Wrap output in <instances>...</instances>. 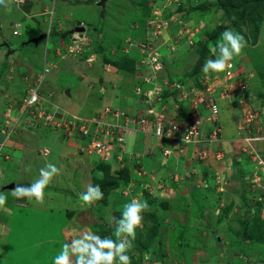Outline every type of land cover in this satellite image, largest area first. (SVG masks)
<instances>
[{"label":"rangeland","instance_id":"obj_1","mask_svg":"<svg viewBox=\"0 0 264 264\" xmlns=\"http://www.w3.org/2000/svg\"><path fill=\"white\" fill-rule=\"evenodd\" d=\"M33 1L34 9L31 15H24V12L16 10L13 6V0H5V3L0 5V20L2 21V26H0V43H2L0 44V72H4L5 74V77L0 78V88L3 87V84H6V87L8 86L10 90L8 105H11V112L9 114L6 112L4 116L2 129L5 130L6 134L12 128L14 129V133L8 139H11L9 141L12 142L10 146L16 147L17 143L15 140L19 138L21 130L19 124L23 125L26 121L27 123L30 122V125L28 124L21 131V138L33 143L28 145H45L46 148L50 149V153L43 155L39 149L36 150L32 146H29V153L24 151L26 155L24 166L26 169L23 172L19 171V173L17 172L18 174H15V170L6 168L4 180H10L9 184L15 182L18 183L17 185H24L25 182H29L31 185L33 182L28 178H32L34 175L39 176V170L49 163L56 165L60 169V174L55 176L51 183L45 187V197L42 205L37 204L35 199L25 204L23 201L26 198L15 199L10 193L12 189L4 190L7 202L10 201L14 205L16 213L21 217L27 218L26 228L29 230L30 237L23 242H20L18 239L15 243L18 245L10 249L12 254L8 258L5 257L4 259V253H0V264H53V258L59 254L62 248V244L55 241L61 237L63 228L68 226V212L70 210H76L73 211L77 212L74 222L76 225L81 226L79 227V231L72 233L70 231V242L72 239L78 238V234L82 230L91 229L95 233V228L102 229L101 224H99L100 218L92 213V210L96 206L94 207V203L85 205L81 200V195L87 191L89 184L93 186L92 176L96 162L99 160L112 162V158L106 160L102 157L103 155H99L93 151L90 152L84 139H80L82 135L80 132H82L81 128H84V126L88 128L89 126L92 134L96 130L100 133L98 128L102 123L104 124L103 120L106 116L110 113L114 115L120 113L121 110L119 108L113 109V107L122 106L121 100H123L125 92L130 94L135 93L137 98L136 100L133 98L131 101L139 103L141 109L144 108V104H141L140 101L146 104L149 103L147 109L152 108L154 113L149 115L148 110H144L143 117L148 119V123L144 124V127L148 130V133L145 132L146 136H144L143 128L136 130L141 138V141L138 139L141 145L138 143L136 149L135 145L137 142H135V139L132 142L128 138L127 133L129 130L124 129L123 131L118 129L117 138L121 135L124 138L123 142H125L124 144L122 142V146L120 145L114 152H116L115 158L121 160L123 163L116 166L111 165L114 170L115 168L129 166L134 174L140 173L141 178H134V181L125 190H121V188L114 189L110 195L108 207L99 208L98 206V212L96 207L95 213L98 214L99 210L101 211V214L104 216L103 221L106 222L105 220H107L108 224H112V232L114 233L116 223L114 220L110 222V218H114L115 209L122 213L123 206L126 203H130L133 199L149 202L150 198H154L158 200L155 202L156 205L153 204L157 211L156 218H158L161 226H163L159 228L158 224L145 220L146 215L149 214V210L145 211L143 213V227L136 229V238L140 236V233L146 237L150 234L151 242L145 243L147 244V250H144V252L132 249L127 254L133 256L140 264H264V246L261 244H251L252 241L250 240L240 242L239 238L242 231L240 221L242 218L248 216V208L242 202L241 194L243 187H246L247 198L249 200L255 201L260 199L262 194H264V102L260 98H248L249 96H246V89L241 84L245 81L253 94L256 92L253 89H259V91L261 89L264 97V75H262L264 73V20L261 22L257 43L247 42L244 54L232 61L237 63V65L239 64L237 70H235V77L229 81H225V72L215 73L210 71L200 79L202 87H199L198 81L196 82V80L190 78L186 81L185 77L192 70L199 58L197 51L198 44L196 46L194 44L197 43V40L202 41L206 39L207 35L204 34L206 30L212 32L218 27L229 26L230 22L224 15V11L216 7L203 13L206 19L204 21H200L201 17L199 18L200 15L196 13L193 15L194 18L190 19L192 21L184 20V17L186 16V11L188 12L192 5L202 4L203 2L209 3L214 0H106L107 7L104 15L102 14L103 16L101 15L102 7L97 3L100 0H56L55 15L59 16V19L65 24V27L62 29L65 36L56 30L58 26L55 22L52 26L53 29H51L52 33L47 37L35 43L24 44L23 42L27 41L29 37L32 38L36 30L38 33L40 31L41 33H47L48 31V24L43 20L44 17L39 15V12L42 9L43 3H50L52 5L53 2L51 0ZM76 1L78 3H75ZM168 14H170L169 20L165 19ZM158 20L167 22V24L170 23L171 27L167 25L166 28L163 27L164 29H161L157 41L158 44H156L157 47L161 45V42H168L169 46L172 39L179 38V40H175V43L170 44L169 49L165 50L163 48L162 50V52L166 51L164 54L165 58L168 59L166 66L156 76L154 66H149V61L153 60L151 57H153L154 49H143L144 45H142L140 58L144 59L143 68L141 66L136 67L137 71L133 74L119 70L120 72L117 75L121 74L120 76L123 81L119 80V82L121 85L124 84L123 90L122 88H118L115 93L118 94V97H115L110 103L109 98H113V81L115 79L114 77H109L108 80V77H103L100 80V76L103 71H106L107 65L105 66L102 63L99 55L96 61H84L88 57H84L86 51L94 46L96 40L99 39L100 44L106 50H109L111 57L115 59L120 57L121 52L128 53L130 57L133 55L137 56V52H132L138 51L136 45L139 46L142 41H147L153 37L152 33H148L149 26L147 22L149 21V24L155 22L156 26L160 24ZM78 21H85V23H80L78 26H84L87 33L85 34V31H83V35H80L81 33L75 35L77 38L75 42L73 35L75 34L74 28ZM17 23L20 26H14ZM180 24H183L182 28L179 27L177 30L172 28V26ZM143 26H145L144 30ZM202 26L204 27L201 28ZM241 28L244 33L251 36V27L248 22L243 24ZM14 29L20 32L19 36L13 33ZM230 29L237 32L233 27H230ZM66 36L69 40H67ZM63 39H66V42L64 46H60ZM5 42L10 44V47L4 46ZM119 44L123 45L118 50L116 47ZM57 46H60L58 51L60 57L63 59H58L57 61L56 59H49L51 61L49 67H43L46 48H48L50 56L54 52L55 57H59L57 55ZM5 48L7 50L3 52ZM186 48L189 49L184 51ZM175 51H179V53L172 58V54ZM143 52L147 54L145 57L143 56ZM105 53L107 52L103 54ZM218 56L219 50H217L215 55L211 53V59L213 60L217 59ZM172 63H175V65H172ZM10 66L13 67L11 68ZM58 67L61 69L50 72L52 68L57 69ZM45 68L49 69L46 74L50 73L47 77L44 76L41 83L42 86L40 87V94L44 100V105L46 104L47 107L50 105L53 108L54 106H60L63 110H70V145L66 144L63 140L65 136L63 125L61 129L52 124H45L39 116H30L28 113L22 114L20 122L14 120L17 118V115H15L17 111L14 109L13 112L12 109L15 107V104H18V109L23 102L28 80L29 82L37 83L41 74L40 72L37 73L38 71L35 72V70L42 69L45 71ZM109 70L108 74L110 73V76H113L112 72H116L114 68H110ZM164 70L165 74L174 77L176 80H185V83L182 84L183 87L177 93H169L172 89H176V86L172 84L173 82L168 84L169 91L166 90L165 87L168 82L166 80L170 77L162 76L161 73ZM59 71L61 72L59 73ZM10 72L11 74L7 76ZM148 77L152 81L145 80ZM104 81H106V85ZM134 86L136 87L134 88ZM68 88H70L69 96L65 92ZM44 92L50 93L46 95ZM144 93L151 94V97H147ZM252 93L250 97L253 95ZM103 96L106 98H103ZM202 96H204L203 102H209L213 98L218 105L219 113L214 119L215 121L211 120L213 121V125L211 126L208 124L210 114H206L210 110L209 105H200L202 107L198 110L201 126L208 124V128H217V130H220L218 132H221L219 134L220 138L215 136V141L208 142L213 148L217 149L212 150L211 146H209L208 150L202 149V145L198 144L197 141L199 139L202 140V133L199 139L196 137L192 143H189V145H192L193 150H196L195 154L196 152L199 156L202 154L203 158L199 157L196 160L201 161L198 168L197 165L196 167L194 166L197 170L195 173L197 175L196 178L192 176V172H195V170H189L191 173L188 177L183 173V170H177L174 173L175 176L173 175V178H178L176 179V186L179 185V190L174 189L170 195L167 193L168 197L166 198H169V196L176 197V195L173 196L172 194L179 193L182 198L181 201H183H180L183 213H180L179 219L166 217L161 209L163 208V201L167 200L168 205L170 201L165 197L153 195L155 191L154 185L151 183L150 177L146 176L147 173H150L148 170L150 165L147 162L142 164L140 161L139 163L140 159L136 156V153L133 155L132 153H128V155L126 147L131 152L133 150L135 152H144V149L147 148L145 147L146 143L150 147L153 142L156 143L157 141L160 142L167 139L165 136L162 137L155 134V122L157 118L163 117V120L175 119L177 113H174L173 110H175L174 104H176L177 97L185 101L183 103L184 108L188 110L186 113L190 114L198 103V101L195 103L192 98L197 97V100ZM104 99H107V101ZM242 111L243 117H241ZM94 112L96 115H94ZM248 112L250 114L257 113L256 120L251 123L250 130L243 127L244 122L247 124L245 115ZM76 116L78 118H75ZM183 118V116H177L179 121ZM134 123L136 121H133L132 124ZM236 124L238 127L236 126L237 135L234 142L238 143L225 146L223 143L225 135H228L232 130L235 132ZM123 126H126V121ZM150 127H154V133L151 135L149 134L151 131ZM254 134L258 135L260 139L254 141L253 148H246V151L250 154H255L256 152L259 155L255 159V162L251 164L245 162L242 164L241 168L249 172L246 173L245 178L242 180L237 175L238 173L234 169L235 167L233 168V165L236 162L238 164L243 162L241 159L246 156V153L243 152L245 150L243 147L245 143H248L245 139L247 136L250 137ZM153 135L158 138L157 141L153 138ZM175 135L179 137L178 133ZM142 136L145 137L144 140H142ZM178 137L170 138L171 140H175L177 144L176 147L171 148L172 150H184L185 148L184 143L180 142ZM109 138L110 135L108 136ZM212 138L214 140V135H212ZM116 143L120 144L118 141ZM6 151H9V149L6 148ZM217 152L220 157H213L217 156ZM31 153L35 154L36 160L35 157L32 160L29 159L28 156ZM232 154L234 155L232 156ZM14 160L12 157L11 162ZM165 160L167 159H162L163 164ZM11 162L8 163L11 168L17 167H12L18 164L17 159L14 163ZM149 162L153 164L152 161L149 160ZM175 164L171 163L174 166ZM3 165L7 166L4 162ZM160 165L163 166L161 158ZM204 167L208 169L207 181L203 177ZM159 168L160 177L162 179H170V175L161 167ZM252 171L254 172L251 175ZM12 176H14L15 181H11ZM185 181L189 182V184H185ZM205 183H207V186H205ZM2 185L0 181V187ZM160 189V187H157V190ZM232 201L234 202L232 211L229 212L226 219L220 220L222 210ZM0 217L6 220V223L8 222L7 217H3L2 213ZM16 218L14 217V220ZM142 230L144 231L142 232ZM3 237L0 231V239H8V237ZM115 239L117 237L114 236ZM143 240H145L144 237ZM0 246L2 249H5L3 242H0ZM132 252L133 255L131 254Z\"/></svg>","mask_w":264,"mask_h":264},{"label":"crops","instance_id":"obj_2","mask_svg":"<svg viewBox=\"0 0 264 264\" xmlns=\"http://www.w3.org/2000/svg\"><path fill=\"white\" fill-rule=\"evenodd\" d=\"M51 2H53L52 5L50 3H43L42 9L39 12V15L42 16V17H44L43 20L45 21V23L48 24V31H47V33H45V32L44 33H41V31L38 33V31L36 30V32L33 33L32 38H36V37H39V36H42V35H45V37H47L49 34L52 33V30L51 29H53L52 26L55 24V22L57 23V26H58L56 30L58 32H60L61 34H63L62 29H63V27H65V24L59 19L60 18L59 16H56L55 15L56 14V8H55V2H56V0H51ZM13 6H14V8L16 10L21 11V12H24V15H26V14L31 15L32 14V10L34 9V1L33 0H23V2H21V0H13ZM106 7H107V5H106ZM80 23H85V21H78L77 24L75 25V28H74L75 31H76V28H78V25ZM0 26H2V21L1 20H0ZM14 26H20V24L17 23ZM263 28H264V26H263ZM69 32H70V30H69ZM86 33H87V31H86V28H85V34ZM15 35H18L19 36L20 35V32L18 34H15ZM81 35H83V34H81ZM45 37H43V38H45ZM32 38L29 37V39H27V41H25L23 43L24 44H27V43L32 42ZM73 38L74 39L76 38L75 35H73ZM67 40H69V38ZM65 42H66V39H63L61 41L62 44L60 46H64ZM0 44H2V43H0ZM3 45L4 46H7V47H10V44H8L7 42H5ZM3 45H1V46H3ZM67 45H68V43H67ZM60 46H57V55L59 57H55L54 52H52V56H50V54L48 53V48H46L47 51L45 50V60H44V66L43 67H49V65L51 64L50 63L51 61H49V59H51V60H55L56 59V61L58 59H61V60L63 59V58L60 57L59 51H58V49H59ZM6 50H7V48H5L3 50V52H6ZM55 52H56V50H55ZM86 56H88V57L86 58ZM97 56H98V53L93 50V46H92L91 48H89L86 51V54L84 56L86 59H84V58L83 59L86 62H88V61L89 62L90 61H96L97 58H98ZM53 64H55V63H53ZM111 65H107L106 71H103L102 74H101V76H100V80L103 77H105V78L108 77V80H109V77H114V79H115L113 81V84H114V88H113V91H114L113 98L112 97L109 98L110 99L109 100L110 103L112 102V100L115 97H118V94H115L116 91L118 90V88H122V90H123V86H124V84L121 85V83L119 82V80H121V82L123 80H122V78L120 76L121 74L120 75H117L118 72H120L118 70V67L115 66L117 69H116V72L115 73L112 72L113 76H110V73L108 74V70L110 69L108 67H110ZM236 65H237V63H236ZM237 66H239V64ZM10 67L12 68L13 66H10ZM11 68H10V70H11ZM58 69H61V68H59V67L57 69L52 68L50 70V72L52 70H56L57 71ZM36 71H38L37 73L43 72L42 69L41 70H35V72ZM87 71H88V73H90L89 70H87ZM60 72L61 71H59V73ZM10 74H11V72L8 73L7 76H9ZM48 74H46L45 76L47 77ZM58 76H59V74H58ZM3 77H5L4 72H0V78H3ZM166 81H168V80H166ZM110 82H112V81H110ZM110 82H108V83H110ZM104 83H105V85L107 84L106 81H104ZM104 87H106V86H104ZM135 87L136 86H134V88ZM9 92H10V90L8 89V86L6 87V84H3V87L0 88V181L3 184L2 187H0V192H2V193H4V190L13 189L18 184V183H15V182L9 184L10 180H8V181H5L4 180V176H5V173H6V168H8L9 170H15V174H18L19 171L23 172V170L26 169L25 166H24V158L26 157L24 151H26V152L29 153V146H32L36 150L39 149L40 153H42L43 155H47V154L50 153V149L46 148L45 145H40V146L39 145H28V144H33V143L32 142L30 143L27 139H22L21 138L22 137L21 136L22 135V132L21 131H23L28 126V124L30 123V122L27 123V121H26V123H23V125L21 123L19 124L20 125L19 127H20L21 130L19 132V135H20L19 138H16V140H15V142L17 143L16 147L14 146L15 147L14 148L13 146H10L12 142H10L9 140H11V139H8L6 137V134L2 131L3 130L2 129V126L4 125L3 121L5 119L4 116H5L6 112L8 114H9V112H11V108H10L11 105H8L9 104V100H10V98H9ZM65 92L69 96V94H70V88L66 89ZM44 93L47 95L50 92H48V93L44 92ZM129 94L130 93L125 92L124 97H123V100H121V104H122L121 107L120 106H116L114 108L112 106L113 109H118L119 108L121 110L120 113L118 115H114L113 113L112 114L111 113L108 114L106 116V118L103 120L105 126L104 125H101L98 128V130H100L102 132V131H104V130H106L108 128L109 129L111 128L113 130V132L116 133V135L114 134L115 137H117V131H118V129H121L123 131H124V129H128L129 132L127 134H128V138L130 139V141L132 140V142H133V139H135V142H137V144L135 145V149H136V146H138V143H139L138 142V139H140V141H141V138L139 136V133L136 130L137 129H140V128H143L142 131L144 133V136H146L145 132L148 133V130L144 127L145 125H142V124L139 123V119H140V117H142L144 115L143 114L145 112L144 110L147 109V107H149V103L146 104L145 102L140 101L141 104H144L143 105L144 108L141 109L139 107L140 106L139 103H136V102H132L131 101V100H133V98H134V100H136L137 97L135 96V93L134 94H130V95ZM104 97L105 96H103V98ZM105 101H107V99ZM17 105L15 104V107L12 110H13V112H14V109L17 111V114H15V115H17V118L14 119V120H18V122H20L22 114L19 112V108L17 109V107H18ZM60 105L62 106V104H60ZM200 105H201L200 103L198 105H196L197 112H198L199 108H201ZM5 109H6V111H5ZM68 111H69V114H70V110H68ZM173 111L175 112V110H173ZM96 113H97V111H96ZM96 113L94 115H96ZM206 114L208 115V111L206 112ZM76 117L78 118V116H76ZM122 117H123V119H122ZM125 121H126V126H123ZM133 121H136V123L132 124ZM208 124L211 126V123L210 122H208ZM208 124H205V126L204 125L202 126L203 133L206 134V135L210 132V130L208 128ZM139 126H141V127H139ZM236 126H237V124L235 125V129H234L235 132H233V130H232V131H230L228 133V135H225V138L223 140V143L225 144V146L231 145L232 143H238V142H234V141H236L234 139H235V136L237 135V128H236ZM144 128L146 129V131H145ZM150 128H151V131H150L149 134L151 135V134L154 133V127H150ZM28 131H31V130H28ZM64 132H65V129H64ZM100 136L103 137V138L107 137L104 133H100ZM144 136H142V138H143L142 140H144V138H145ZM153 138L156 139V141L158 140V138H156V136H154V135H153ZM63 140H64V142H66V144L70 145V137L66 136V134H65ZM124 142H123V144H124ZM162 143H164V144H162ZM113 144H114L113 146H114V151H115L120 145H118L117 143H113ZM146 144L147 145L145 147H147V148L144 149L145 150L144 152H139V151H136L135 152V150H133V149H132L133 152H131L128 147H126V148H127V154L128 153H132V155H133V154L136 153V156L139 157V159H140L139 160V163H140V161H141L142 164L147 162L150 165V167L148 169L150 171V173H147L146 176H149L150 177L151 183H153V185H154L153 187L155 188V191H154V194L152 193L154 196L159 195V197H165L166 198V197H168V194L170 195L171 193H173L174 189L179 190V187H178L179 185L178 186H173V183L176 182V179H178V178H176V179L173 178V175L175 176L174 173L177 170H180V171L183 170V173L186 174V177H188L190 175V173H191L189 170H191V171H194L195 170V172H192V174H193L192 176L194 178L197 177V175L195 174L197 172V170H196L195 167L197 165V168H198V165L201 163V161H196V160L199 157L202 158L201 157L202 154L200 156H199V154H197V152L195 154V151L196 150L195 151L193 150L192 145L185 146L184 150H180V149L172 150L173 147H176L177 146V144H176L175 140H169L168 138L167 139H164V141L161 140L160 142L159 141H157L156 143L153 142L152 143V146H150V147H148V143H146ZM139 145H141V143H139ZM207 145L208 146H211L210 148L212 150H216L217 149V148H213L212 145H209V144H207ZM121 146H122V144H121ZM245 146L246 145H244L243 148H245ZM6 148H8L9 151H6ZM164 148L165 149H167V148H170L171 149L172 148L171 149L172 150V154L167 158V160H165V162L163 164L162 159H165L163 157V149ZM189 148H190V150H189ZM45 150H47V153H45ZM114 151L112 152L113 157H112V162H110V163L113 164L114 166L122 164L123 162H120V160H118L117 158H115L116 157V152H114ZM233 155L234 154H232V156ZM12 157L15 160L16 159L18 160V164L12 166V167L17 166L15 168H11L8 165V163L11 162ZM28 157H29V159L32 160L35 157V154L34 153H31V154H29ZM117 157H119V156H117ZM213 157L216 158L217 156H213ZM160 158H161V163H162L163 166L160 165ZM169 158H170V162H169ZM193 158H194V160H193ZM35 160H36V157H35ZM149 160L152 161L153 164L150 163ZM1 161H3L5 163V165H7V166H4L3 165V162H1ZM14 161L11 162V163H14ZM171 163H176V164L174 166V165H171ZM187 165H189V166H187ZM159 167H161L164 171H166L170 175V179H168V178L162 179L160 177V168ZM33 177L32 178L29 177L28 179H30V180H32V182H34L36 179H39L40 178V175L39 176L34 175ZM11 181H15L14 180V176H12ZM56 181L59 182L58 179H56ZM184 183L185 184H189V182H186V181ZM28 185H30L29 182L28 183H26V182L24 183V186H28ZM142 185H145V184H142ZM157 187H160L161 188L160 189L161 191L160 190H157ZM176 193L175 194H172L173 196L176 195V197H170L169 196V198H166V199H168L171 202H173L174 200L178 199L177 201L180 202L182 198L179 195V193L178 194H176ZM79 201H81V200H79ZM23 202L25 204H27L28 203V200L27 199H24ZM181 202H183V201H181ZM31 206H33V204H31ZM95 206H96V202L94 203V207ZM5 209L6 210H1L0 211V214L2 213L3 217L6 216L7 217V221H8L6 223L5 222L6 220H4L3 218L0 217V231L3 234V236H4L3 238L8 237L7 240L0 239L1 240L0 242H3L5 244V246H3V247H5V249L4 248L2 249L1 246H0V253H4V257H3L4 259H5V257L8 258L9 255L12 254V252L10 251V249H12L13 247H15V246L18 245V244H15L18 239L20 240V242H23L24 240H26L27 238L30 237V234L28 233L29 230H28V228H26L27 227L26 226L27 218L21 217L18 213H16L15 208H14V205L11 204L10 201L6 202ZM70 211L73 212V211H76V210H70ZM70 211L68 212V216H69L68 226H65L63 228V232L61 233V237L57 241H55V242H57L59 244H62V245L64 243H70V234L72 232L79 231L80 230L79 227H81L80 225H76L75 222H74L76 220L75 219L76 218L75 217V214L77 212H74V214L72 215V217H70ZM92 213L98 217V214L95 213V210H92ZM14 217H17L16 220H14ZM105 221H107V220H105ZM69 222H70V224H69ZM99 222H100V220H99ZM93 226H95V225L93 224ZM70 231H71V233H70ZM83 231L84 230H82L80 234H82ZM96 231H98V230H96ZM96 231H95V233L98 234V235H100L101 237H104L107 234L104 230H101V231L99 230L98 232H96ZM80 234H78V235L80 236ZM35 243H37V242H35Z\"/></svg>","mask_w":264,"mask_h":264},{"label":"trees","instance_id":"obj_3","mask_svg":"<svg viewBox=\"0 0 264 264\" xmlns=\"http://www.w3.org/2000/svg\"><path fill=\"white\" fill-rule=\"evenodd\" d=\"M81 2V1H80ZM75 3H78L77 1ZM213 7L222 9L224 12V15L228 18L230 25L229 26H223V27H218L217 29H215L212 32H209L208 30L205 31V35L206 39L205 40H197L194 45L196 46L198 44V54H199V58L196 61V63L194 64L192 70L189 72V74H187L186 77V81L187 79H193L196 80L197 84L199 87H202L200 84V79L202 77H204L206 75V73H204L202 71V66L205 63V61L209 58H211V51L209 50V45L215 47L217 45V42L219 40H221V34L225 29H230V27H233L237 32L241 33L242 35L245 36L247 42L250 43H257L258 37H259V31H260V26H261V22L264 20V0H214L213 2H203L202 4H197V5H192L190 7V9L188 10V12L186 11V16L184 17L185 20H190L191 18H194V13H196L197 15H200V21L201 20H206L205 16H204V12L207 10H211ZM257 20V21H256ZM249 24V26L251 27V36H248L246 33H244L242 31L241 26L245 23ZM182 25H176V26H172V28H174L175 30H177L179 27H181ZM205 26V25H204ZM204 26H202L201 28H203ZM145 26H143V30H144ZM202 33V32H201ZM200 33V34H201ZM200 39V38H199ZM123 45V44H122ZM121 44H119L116 48L119 50V47L122 46ZM192 46V45H191ZM190 46V47H191ZM137 47V46H136ZM167 46H165V50ZM194 47V46H192ZM138 51H132V52H137V56L133 55V56H129L128 53H124L121 52L120 53V57L118 59H115L114 57H111L109 50H106L105 47H103L100 42L99 39L96 40L94 46H93V50L95 52L98 53L99 58H101L102 63H104L105 65H114L116 67H118V70H123L125 72H127L128 74H133L137 71L136 67L138 66V62L140 61V49L137 47ZM189 48H186L184 51L188 50ZM218 50V49H217ZM180 51V50H179ZM179 51H175L172 54V58L175 57ZM182 51V52H184ZM104 52H107L105 54H103ZM166 51L163 52V66L165 67L167 64V58H165L164 54ZM113 59V60H112ZM167 61V62H166ZM170 61V60H169ZM172 65H175V63H172ZM178 66V65H177ZM163 67V68H164ZM169 68V66H168ZM167 71V70H166ZM165 74V70L162 71V76H166V77H170L168 78V82L166 83V90L169 91L168 89V84L170 82H173L172 84L174 86H176V89L173 90L169 93H177V91L179 89H181L183 86L182 84L185 83L184 79H175L172 76H169L168 74ZM264 75V73L262 74ZM253 91L255 92V94L252 93L251 88H249L246 91V96H249L248 98H260L262 99V101L264 102V97L262 95V91L260 89L255 90L253 89ZM251 93L253 94L251 97ZM185 101L179 97H177L176 100V104H174L175 107V112L183 117L190 116L189 113H186V111L188 112V110H186L184 108V103ZM202 107V106H201ZM185 114V115H184ZM243 111H242V116L243 117ZM211 131V130H210ZM81 133V132H80ZM115 135L116 133L113 132ZM81 137L82 140L84 139V142H86V146H88V144H90L92 142V140L95 138L96 133L92 134V131H89L88 134H83L81 133ZM99 138L102 139V137L99 135ZM119 138V137H118ZM115 142H117V139ZM247 149L248 148H253L251 146H248L246 144ZM243 150V149H242ZM244 153H246L244 156V158H242L241 160H243V162L241 164H238L237 162L233 165V168L237 171V175L241 177V179L243 180L245 178L246 172L244 171V169L241 168L242 164L245 162H249L250 164L252 162H255L256 160H254L257 157V154L255 152L254 153H248L245 150H243ZM248 154V155H247ZM120 162H122L120 160ZM126 163V162H124ZM95 169L93 171V176H92V182H93V186L99 185L101 190L103 191V199L96 201V207H97V212H98V206L99 208H104V207H108L109 203H110V195L112 193V191L114 189H118L121 188V190H125L126 188H128L131 183L134 181V178H138L140 176L139 174H134V172L131 170V168L129 166H124L123 168H118V169H113L112 165L110 162L104 161V160H99L96 162L95 165ZM201 168V166H200ZM136 170V169H135ZM254 171L251 172V175ZM243 174V176H242ZM207 176H208V169L204 167V180L207 181ZM162 180V179H161ZM176 182L173 183V186H176ZM205 186H207V183H205ZM246 187H243V192H242V202L245 204V206L248 208V216L242 218V220L240 221V226L242 227V231L240 233V242H243L244 240H250L252 241L251 244H261L262 246H264V216H263V209H264V194H262L260 199L257 200H249L247 198V193H246ZM253 192V191H252ZM175 194V193H174ZM178 199L174 200L173 202H169L168 205V201H163V208L161 209V211H163L165 213L166 217H171V218H180L178 217L179 215H181L180 213H183L182 208V204L180 205V202L177 201ZM158 200H155L154 198H150L148 204H149V214L146 215V219L149 222H152L153 224H158L159 228L163 227L161 226V223L159 222L158 218H156V210L154 208L155 202H157ZM154 204V205H153ZM181 206V207H180ZM95 207V208H96ZM234 207V202L232 201L228 206H226L222 212H221V216H220V220H224L227 218L228 214L230 211H232ZM94 208V210H95ZM150 208H152L150 210ZM74 214V212L70 211V217H72V215ZM122 213L118 210L115 209L114 211V221L119 220L121 218ZM175 216V217H174ZM98 217L100 218V222L99 224H101V228L102 229H97L95 228V230H104L107 234L106 236H111L114 239V235L112 232V224H108L107 221L104 222V216L103 214H101V211L99 210L98 213ZM103 226V227H102ZM100 227V226H99ZM94 228V227H93ZM147 230V229H146ZM96 231V232H98ZM144 230H142L143 232ZM148 237H146L144 234L140 233V236L137 237L134 241H133V250L137 251V250H142L144 252V250H147V244L145 243H149L151 242V236L150 234L147 235ZM143 237L145 240H143ZM146 237V238H145ZM134 251V252H135ZM133 255V252L131 253ZM131 257V264H140L138 260H135L133 256Z\"/></svg>","mask_w":264,"mask_h":264},{"label":"clouds","instance_id":"obj_4","mask_svg":"<svg viewBox=\"0 0 264 264\" xmlns=\"http://www.w3.org/2000/svg\"><path fill=\"white\" fill-rule=\"evenodd\" d=\"M21 2H23V0H21ZM4 3L5 0H0V5ZM78 34H80V32ZM246 47L247 40L244 35L232 29H225L217 45L215 47L209 45V50L213 55L217 53V49L219 50L218 58L215 60L208 58L202 66V71L206 74L210 71L215 73L227 71L234 66L230 62L242 56ZM201 105L204 106L203 104ZM187 118H189V116L184 117L182 120ZM202 126L201 131L203 138L208 136L211 131L207 135L204 134ZM211 128L212 127H209V130H211ZM64 134L70 137L67 132H64ZM198 143L202 145L203 149H209V146L206 143L205 145L203 140ZM246 144L249 146L248 143H245V145ZM188 145L189 143H184V146ZM246 148L245 146L244 149ZM167 149L170 150L171 153L165 155L164 151L166 149L164 148L163 157L165 159L172 154V150L170 148ZM217 157H219L218 153ZM39 171V179H36L28 186L16 185L11 190V195L16 199L26 198L30 202L35 199L37 204L42 205L45 197L44 189L51 183L55 176L60 174V169L56 167V165L49 163ZM103 196V191L99 185L92 186L89 184L87 186V191L81 195V200L85 205H91L96 201L102 200ZM6 202L7 196L0 192V210H6ZM147 210H149V204L146 200L141 201L133 199L130 203H126L123 206L121 218L115 221L116 229L113 235L117 237V239L114 240L111 236L101 237L92 232L91 229H85L79 238H74L70 243H64L62 245L59 254L53 258V264H131V257L127 253L133 249V241L136 239V229L143 227V213ZM114 219L115 218H110V222Z\"/></svg>","mask_w":264,"mask_h":264},{"label":"built area","instance_id":"obj_5","mask_svg":"<svg viewBox=\"0 0 264 264\" xmlns=\"http://www.w3.org/2000/svg\"><path fill=\"white\" fill-rule=\"evenodd\" d=\"M171 14V12H170ZM170 14L167 15V17L165 19L169 20L168 18L170 17ZM185 20V19H184ZM165 21V20H164ZM187 21H192V20H187ZM158 22L160 24H157L155 26V22H153L152 24H149L150 22H147L148 27V33H152L153 37L149 38V40L147 41H142L139 46H137L140 50H141V46L144 45L143 49H151L153 48V57H151L153 60L149 61L150 65L149 66H154V72L156 74V76H158V72L161 71V69L164 67L162 62H163V48L165 46H167L166 48L169 49L170 44L175 43V40L179 38H174L171 40V42L169 43L168 46V42H161V45H159L158 47L156 46L157 41L159 39V35L161 33V29L163 30L164 28H166V26L168 25L169 27H171V24H167V22H163L162 20H158ZM180 22V21H179ZM182 23V22H180ZM173 25V24H172ZM183 26V24H180ZM164 27V28H163ZM182 28V27H181ZM19 31L17 29H14V34H18ZM77 38L74 39V41L76 42ZM165 49V48H164ZM80 51V50H79ZM145 55H147L145 52H143V56L145 57ZM149 55V54H148ZM142 56V57H143ZM144 59L142 60L140 58V61L138 62V66H141L143 68V62ZM232 63L234 66L230 69H228L227 71H225V81H229L231 79H233L235 77V70H237V65L234 62H230ZM137 66V68H138ZM48 68H45V71L41 72L38 82H29L28 80V84H27V91H26V95L23 99V102L21 103L20 107H19V112L21 114L23 113H28L30 116L31 115H37L39 116V118L41 120L44 121L45 124H52L55 125L57 128H61V126L63 127V129H65V132H67L68 135H70V114L69 111L67 110H63L60 106H48L45 104L44 105V100L42 98V95L40 94V87L42 86L41 83L44 79V76L46 75V72L48 71ZM155 76V77H156ZM145 80L147 81H152L150 79V77L145 78ZM144 80V82H145ZM167 82V81H166ZM242 82V81H241ZM245 82V81H243ZM243 82L241 83L243 88L248 89V85L245 82L243 84ZM140 87V86H139ZM140 89V88H139ZM209 90V89H208ZM147 97H151V94L148 93H144ZM197 98V97H196ZM196 98H192L194 99L195 103L200 102V104H207V106L209 105V121L211 122V125H213V121L217 115H218V105L216 103V100L211 98L209 102H203V98L199 97L197 100ZM197 103V105H198ZM193 112H191L189 118L185 119V120H181L179 121L177 119L178 114H176L175 119L174 120H163V117H159L157 118V121L155 122V134L158 136H162V137H167V138H174V137H178L175 134L178 133L179 137L178 140H180V142L183 143H192L196 137L197 139H199V137L201 136V121L198 118L199 112H197L196 107L193 108ZM151 113H154L152 108L148 109V114L151 115ZM175 113V112H174ZM119 114V113H118ZM257 114V113H256ZM256 114H250V112H248L245 117L247 118V124H245L243 127H246L248 130H250L251 127V123H253L256 120L257 115ZM69 118V119H68ZM77 118V117H75ZM212 118V119H211ZM147 118L146 117H141L139 120V123L144 125L147 124ZM215 121V120H214ZM102 125H104L102 123ZM217 125V124H216ZM141 127V126H139ZM254 127V126H253ZM62 129V128H61ZM89 126L88 128L84 126V128H81V133L83 134H88L89 133ZM159 130V132H158ZM5 133V130H2ZM220 131L219 129L217 130V128H211V133L208 136H205L202 138L204 144H208V142L210 141H215V136L218 138L219 137V133ZM14 133V129L12 128L7 135V138H9V136H11ZM96 136L95 138L92 140V142L90 144H88L87 149L90 152H96L99 155H103L102 157H104L106 160H109L113 157L112 152L114 151V144L116 143V137L113 133V130L110 128L104 130V131H100V133H104L107 137L105 138H99L100 133L96 130ZM110 135V138L108 139V136ZM182 135V136H181ZM212 135H214V140L212 138ZM181 136V137H180ZM108 139V140H107ZM257 139H260V137L258 135H253L250 137H246V141L248 142L249 146L253 147V142L257 141ZM124 138L123 136H119V138L117 139L119 143H117L118 145H121L123 142ZM202 140H197L198 142L202 141ZM113 141V142H112ZM196 142V141H195ZM211 143V142H210ZM45 153H47V150H45ZM171 153L170 150L166 149L164 151L165 155H169ZM257 157L255 159L258 158Z\"/></svg>","mask_w":264,"mask_h":264},{"label":"water","instance_id":"obj_6","mask_svg":"<svg viewBox=\"0 0 264 264\" xmlns=\"http://www.w3.org/2000/svg\"><path fill=\"white\" fill-rule=\"evenodd\" d=\"M106 0H100L99 2H97L102 8H101V15H104V12L106 10ZM102 15V16H103ZM83 31H85V27L84 26H78V28H76V32L75 35H78V33H82ZM43 37H45V35L36 37L32 39V42H37L39 40H41ZM110 68H114L115 70L117 69L115 66L111 65Z\"/></svg>","mask_w":264,"mask_h":264}]
</instances>
